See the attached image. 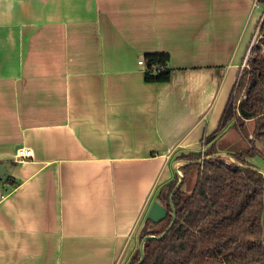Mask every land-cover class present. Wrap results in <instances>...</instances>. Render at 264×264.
Segmentation results:
<instances>
[{"label":"crops","instance_id":"1","mask_svg":"<svg viewBox=\"0 0 264 264\" xmlns=\"http://www.w3.org/2000/svg\"><path fill=\"white\" fill-rule=\"evenodd\" d=\"M263 13L258 0H0V264H128L176 157L249 142L227 136L232 121L205 139ZM157 51L168 82L139 63ZM19 146L32 156L17 161Z\"/></svg>","mask_w":264,"mask_h":264},{"label":"trees","instance_id":"2","mask_svg":"<svg viewBox=\"0 0 264 264\" xmlns=\"http://www.w3.org/2000/svg\"><path fill=\"white\" fill-rule=\"evenodd\" d=\"M258 1L264 8V0ZM144 59L146 81L171 79L168 52H149ZM249 120L254 123L250 138ZM231 121L249 141L227 152L236 161L217 155L228 149L224 141L178 155L176 160L187 161L180 167L179 187L172 194L179 182L176 174L157 193L168 213L160 222L145 221L140 242L153 237L144 242L143 259L138 247L128 264H264V173L249 160L263 156L256 142H264V13L247 66L240 69L219 124L205 142L222 134Z\"/></svg>","mask_w":264,"mask_h":264},{"label":"water","instance_id":"3","mask_svg":"<svg viewBox=\"0 0 264 264\" xmlns=\"http://www.w3.org/2000/svg\"><path fill=\"white\" fill-rule=\"evenodd\" d=\"M217 155H222V156H225V157H231L233 159V161H236L232 156L228 155L227 153H217ZM183 161L185 163L187 162L185 160H183ZM0 168H3L4 170H6L3 165H1ZM176 171H177V174L179 175V182L177 183V186H176V188H175V190L173 191L172 194H174L176 192L177 188L179 187V185H180V183L182 181V177H183V174L180 171V167L179 168L176 167ZM260 171L264 173V171H262V170H260ZM4 174H5V172H3V173L0 172V177H2ZM167 213H168V210H167L166 206L163 205L160 201L155 200V201H153V203L151 204V206L149 208V211H148V214H147L146 219L147 220H152L154 222H160L161 220H163L166 217ZM149 237H153V235L145 236L142 239V241H141V244H140L141 258H140V261L143 259L144 254H145V251H144V242ZM214 264H220V263L217 262V263H214Z\"/></svg>","mask_w":264,"mask_h":264},{"label":"rangeland","instance_id":"4","mask_svg":"<svg viewBox=\"0 0 264 264\" xmlns=\"http://www.w3.org/2000/svg\"><path fill=\"white\" fill-rule=\"evenodd\" d=\"M232 123H234V121H232L230 124H232ZM253 125H254V123L252 121L249 122V126H248L247 130L248 129L249 130H253ZM229 129L230 130H229L227 136H230V135L231 136H236V134H237L236 131L238 130L237 127L234 125L233 127L231 126ZM238 133L241 134L239 131H238ZM234 139H235V137L232 138V139L229 138V140H228L229 142H225L224 141V143H227L230 148H234V145H233L234 144L233 143L234 142ZM237 139H239V138L237 137ZM237 139H235V143L237 144V145L235 144V146H237V147L242 146L244 142L242 143L240 140L238 141ZM262 151H263V156L262 155H257V156L254 157V160H252L253 162H255L257 164V166H259V168L260 167L264 168V148L262 149ZM262 221H263V227H264V214H263V217H262ZM151 228H152V226H151Z\"/></svg>","mask_w":264,"mask_h":264},{"label":"built area","instance_id":"5","mask_svg":"<svg viewBox=\"0 0 264 264\" xmlns=\"http://www.w3.org/2000/svg\"><path fill=\"white\" fill-rule=\"evenodd\" d=\"M247 60H248V57L245 58L241 67L244 68L245 66H247ZM139 63L146 66V62H145L144 58L140 59ZM156 67H158V66H155V68ZM243 68H241V69H243ZM31 156H32V149L28 146H19L16 150V160L17 161H24L25 159H27ZM227 158L230 159L231 161H233V159L231 157H227Z\"/></svg>","mask_w":264,"mask_h":264}]
</instances>
